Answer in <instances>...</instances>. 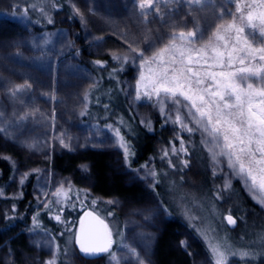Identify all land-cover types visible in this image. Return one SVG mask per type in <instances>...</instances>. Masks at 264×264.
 I'll return each mask as SVG.
<instances>
[{
    "label": "rangeland",
    "instance_id": "374dc122",
    "mask_svg": "<svg viewBox=\"0 0 264 264\" xmlns=\"http://www.w3.org/2000/svg\"><path fill=\"white\" fill-rule=\"evenodd\" d=\"M70 2L82 30L77 39L66 30L40 28L25 16L0 9V159L13 170L10 180L0 186V199L6 210V205L16 207L29 198L27 184L33 176L35 210L48 212L52 222L51 227H43L32 213L30 225L20 222L0 228V264H83L76 257V237L88 210L107 223L112 241L102 260L92 264H264V191L258 188L264 165H250L244 159L245 168L257 178L254 186L251 177L228 167V157L219 155L217 147L223 144L222 137L213 140L205 133L189 116L183 98L177 112L167 96L162 94L161 102L160 97L144 95L145 85L150 90L163 68L183 66L178 52L177 64L167 63L172 45L191 56L188 66L194 70L236 72L246 67L259 75L243 80L240 76L245 74L238 73L232 82L244 90L248 83L257 91L264 87L262 62L250 64L245 58L241 65L244 54L232 52L233 47L264 48V5L260 0H200L199 4L151 0V7L149 0ZM32 7L44 9L41 0ZM228 25L233 27L225 32ZM237 28L243 29L238 44ZM84 48L90 62L101 67L107 68L106 57L128 61L131 71L123 79L122 91L133 117L149 135L163 119L179 141L155 139V156L132 166L116 124L99 126L85 119V98L98 81L79 57ZM164 49L168 51L162 60L153 61ZM216 52L224 54L225 64L232 52V67L209 69ZM201 55L209 59L198 66L195 61ZM184 59L187 63L188 56ZM178 114L192 132L177 122ZM232 143L234 147L225 151L240 155V145ZM194 148L199 155L196 162ZM101 168L104 174L98 172ZM185 172L191 173L189 179H182ZM205 182L210 185L208 193ZM244 200L257 211L245 208ZM255 213L259 220L253 218ZM227 214L238 219L235 230L228 228ZM172 225L176 227L169 231Z\"/></svg>",
    "mask_w": 264,
    "mask_h": 264
},
{
    "label": "snow or ice",
    "instance_id": "6c2138e0",
    "mask_svg": "<svg viewBox=\"0 0 264 264\" xmlns=\"http://www.w3.org/2000/svg\"><path fill=\"white\" fill-rule=\"evenodd\" d=\"M190 3L199 4L200 0H189ZM260 4L264 5V0H260ZM148 6L151 7V0H149ZM141 7H144L142 4ZM239 10V5H237ZM249 19H251V12L249 13ZM262 25H264V14L261 15ZM51 23V21H49ZM233 25H228L224 29L225 32L229 31ZM264 31V28H262ZM236 43L240 42L241 37L239 33L243 32L242 28L236 29ZM193 34L189 33L191 37ZM180 38L183 40L184 34H180ZM217 39H224V37L218 36ZM245 43H247L245 41ZM173 55L167 63L171 65L177 64V52L179 54V64L182 67H168L163 68L158 74L155 75V79L151 82L150 90L149 85H145L144 95L151 99L153 96L160 97L161 102L163 96H167L171 103L176 105V110L179 112V108L182 104V100L187 103L184 104V108L189 109V116L195 120L196 124L203 128V131L207 133L213 140H217L222 137L223 144H217L220 148L219 155H225L228 157V167L233 170L234 173L251 177L252 184L256 185V177L252 175L250 169L245 168L244 159H248L249 164L264 165V87L255 90L252 83L247 84V90H244L235 82H232L237 77V74H245L240 76V79L247 80L250 76H257L259 73L256 70H250L246 67H240L236 72L225 71H211L205 70L201 72L199 67L194 70L193 67L188 66L192 63V58L183 49H177L176 45L171 46ZM168 49L161 50L152 60H162L164 53ZM242 52L243 57L239 58V64L245 63V58L248 59L251 64L252 61L262 62L260 72H264V48L253 49L251 46L246 48L237 49L233 47L232 52ZM232 52L228 53L227 64L224 63V54L216 52L210 59L214 61L213 64H208L209 69L212 68H231L233 56ZM257 55H253V53ZM185 56H188V61L185 63ZM209 57L201 55L196 61V65H201L203 60L207 64ZM147 62V61H146ZM97 63H101L97 61ZM142 79H144L142 77ZM264 79V78H262ZM211 83L205 86V82ZM214 86V87H213ZM163 94V96H162ZM259 97L257 100L256 98ZM136 98L140 99V92L137 91ZM234 98V103L232 102ZM256 100L254 105L253 101ZM245 106L247 110L245 111ZM192 109L198 114V119L193 115ZM177 122L181 124L183 128H186L188 132H192L193 129L189 128L184 123L183 118L178 114L176 116ZM231 134V140L230 135ZM255 138V139H254ZM232 140H235L240 145L239 153L237 155L234 152H226L225 149H232L234 147ZM255 143L256 147L252 145ZM183 145V141H181ZM256 153H259V159L256 158ZM167 155V152L165 153ZM214 157L217 153H213ZM235 156V161H233ZM243 157V159H242ZM238 165V168H237ZM260 171L264 173V167L260 168ZM247 182V181H246ZM23 183V180H21ZM261 191H264V179L258 185ZM57 197L60 195L58 189L55 193ZM60 201L57 200L56 203ZM47 207V205H44ZM57 221L60 220V216L55 217ZM229 224H235V220L231 215L225 218ZM103 224V221H100ZM106 228L107 226L104 225ZM80 245V250L84 253L90 251H106L107 247H93L91 245L86 246L79 238L76 241ZM49 264H54L49 262ZM143 264V261L140 262ZM220 264V262H218Z\"/></svg>",
    "mask_w": 264,
    "mask_h": 264
},
{
    "label": "trees",
    "instance_id": "16d2710c",
    "mask_svg": "<svg viewBox=\"0 0 264 264\" xmlns=\"http://www.w3.org/2000/svg\"><path fill=\"white\" fill-rule=\"evenodd\" d=\"M0 1L2 3L0 4V9L3 8L2 10L5 13L13 15L17 14L15 17L19 15L25 16L40 28H46L48 30H66L70 33L71 36H74V39H77L78 36H82L81 25L71 6L70 0H41L44 9L32 7V5L36 4L37 0ZM49 21H51V23H49ZM76 52L79 53V48H77ZM88 55L89 53L84 48L83 55L80 54L79 57L81 58L84 64L91 68V71L97 78L98 84L90 90L89 94L85 98L87 102L85 119L99 126L105 125L108 122L113 121L118 127L117 131L124 138V141L128 148L131 165H143L149 157L155 156V139L162 140V143L166 141L169 142L170 140L175 141L173 132H171V130L166 125H164L162 119L155 123L153 134L149 135L147 133V129L133 117L127 105L124 93L122 91L123 79L126 76L130 75L129 73L131 71V67L129 65L130 63L128 61H117L116 59L106 57L105 60L107 62L105 64L107 68H105V66L101 67L96 65L94 62H90L91 60L89 56L91 55ZM117 118L124 119L125 122L118 123L116 121ZM177 141H179V139L176 136L175 142ZM192 151H194L192 153V160L196 162V159H198L199 155L196 153L197 150L195 148ZM97 167L100 166L98 165ZM100 171L102 174H104V170L102 168L98 172ZM12 172L13 170L11 165L5 159L1 158L0 186L4 185L10 180ZM190 172L188 174L185 172V176L182 175V179H189L191 177ZM187 175L188 178L186 177ZM205 176L206 178L208 177L207 175ZM208 181H210V178ZM33 184L34 177L31 176L27 184V189L29 191L30 197L23 199L22 202H19L16 207L14 205H6L7 209L4 210V204L0 199V228L10 227L12 226V224L20 222L27 223V225H30V215L32 213L34 217L38 216V218L42 221V224L45 225H43V227L50 226L52 224L51 219L48 218V212H37L35 210V202L32 199L33 197L31 195V188L33 189ZM202 185L205 187L203 188L206 191L205 193H208V191L210 190L209 182L208 185L206 182ZM242 197L244 199V196ZM244 202L245 208H247L248 210L250 209L252 212L257 211L256 208L254 209V207L248 205L246 203V200H244ZM247 215L250 216V214ZM257 215L258 214L256 213L252 214L253 218L259 220ZM175 227L176 226L172 225L168 228V230L173 231ZM76 257L77 260L81 261L83 264H92L95 262H100L103 258L101 257L99 259L93 260L87 259L81 254L80 251L79 255H77Z\"/></svg>",
    "mask_w": 264,
    "mask_h": 264
},
{
    "label": "water",
    "instance_id": "95a60500",
    "mask_svg": "<svg viewBox=\"0 0 264 264\" xmlns=\"http://www.w3.org/2000/svg\"><path fill=\"white\" fill-rule=\"evenodd\" d=\"M228 214L225 216H229ZM235 220V224H229L225 219L226 224L230 230H235L238 227L237 219L231 215ZM103 221L98 215L93 212H86L83 214L79 226L76 241L79 238L86 246L91 245L93 247H107L106 251H90L89 253H84L80 250V245L76 242L77 248L81 254L87 259H99L105 255L111 246L110 231L107 224L103 221V224L100 223ZM104 225L107 227L105 228Z\"/></svg>",
    "mask_w": 264,
    "mask_h": 264
},
{
    "label": "bare ground",
    "instance_id": "6f19581e",
    "mask_svg": "<svg viewBox=\"0 0 264 264\" xmlns=\"http://www.w3.org/2000/svg\"><path fill=\"white\" fill-rule=\"evenodd\" d=\"M111 245H112V241H111Z\"/></svg>",
    "mask_w": 264,
    "mask_h": 264
}]
</instances>
